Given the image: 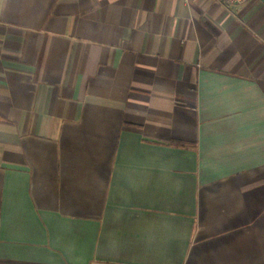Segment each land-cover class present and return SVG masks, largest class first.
Here are the masks:
<instances>
[{"label": "crops", "instance_id": "1", "mask_svg": "<svg viewBox=\"0 0 264 264\" xmlns=\"http://www.w3.org/2000/svg\"><path fill=\"white\" fill-rule=\"evenodd\" d=\"M0 264H264V0H0Z\"/></svg>", "mask_w": 264, "mask_h": 264}, {"label": "built area", "instance_id": "2", "mask_svg": "<svg viewBox=\"0 0 264 264\" xmlns=\"http://www.w3.org/2000/svg\"><path fill=\"white\" fill-rule=\"evenodd\" d=\"M225 2H227L228 4H231V5H243L247 2H249L250 0H223Z\"/></svg>", "mask_w": 264, "mask_h": 264}]
</instances>
